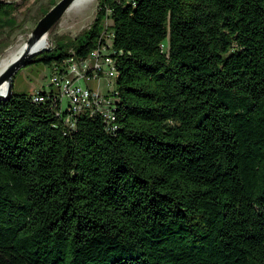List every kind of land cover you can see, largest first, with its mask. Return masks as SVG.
I'll return each instance as SVG.
<instances>
[{"label":"trees","instance_id":"obj_1","mask_svg":"<svg viewBox=\"0 0 264 264\" xmlns=\"http://www.w3.org/2000/svg\"><path fill=\"white\" fill-rule=\"evenodd\" d=\"M106 19L112 132L0 101V264H264V0H97L34 62L86 58Z\"/></svg>","mask_w":264,"mask_h":264},{"label":"built area","instance_id":"obj_2","mask_svg":"<svg viewBox=\"0 0 264 264\" xmlns=\"http://www.w3.org/2000/svg\"><path fill=\"white\" fill-rule=\"evenodd\" d=\"M108 19H106V22ZM112 31L103 30L99 44L86 58H79L74 51L59 63L50 66L49 92L45 95L38 92L31 97L34 103L50 101L56 115L64 119L65 124L72 128L74 118L79 115L109 116L106 130L112 132V105L115 93L111 60L115 59L116 51L111 48ZM105 79L107 92H100L101 81ZM97 83V88L90 84ZM66 100V105L63 103Z\"/></svg>","mask_w":264,"mask_h":264},{"label":"rangeland","instance_id":"obj_3","mask_svg":"<svg viewBox=\"0 0 264 264\" xmlns=\"http://www.w3.org/2000/svg\"><path fill=\"white\" fill-rule=\"evenodd\" d=\"M60 0H0L15 4L16 11L11 15L10 27L0 29V62L6 58L10 52L18 48L25 42L38 21L54 7ZM97 11V1L94 4L85 3L81 6L67 11L61 20L54 26L48 35L47 48L55 47L56 41L61 46L78 37L92 24ZM104 30L112 31V22L108 20L103 23ZM50 54V53H48ZM53 54H56L54 52ZM52 55V54H50ZM34 58L26 66L21 68L13 78L12 92L26 96L36 95L38 92H49L50 66L43 62H34ZM106 80L100 84V92L105 95ZM92 88H97V83L90 84ZM63 105H66V100Z\"/></svg>","mask_w":264,"mask_h":264},{"label":"water","instance_id":"obj_4","mask_svg":"<svg viewBox=\"0 0 264 264\" xmlns=\"http://www.w3.org/2000/svg\"><path fill=\"white\" fill-rule=\"evenodd\" d=\"M76 0H60L50 9L36 24L35 28L29 35L23 50L15 57L6 67L0 71V101H5L12 96L14 75L24 66L31 62L37 55L49 52L50 47L36 49L38 43L48 37L49 32L61 20L64 14L70 9ZM6 86V93L3 94L1 89Z\"/></svg>","mask_w":264,"mask_h":264},{"label":"bare ground","instance_id":"obj_5","mask_svg":"<svg viewBox=\"0 0 264 264\" xmlns=\"http://www.w3.org/2000/svg\"><path fill=\"white\" fill-rule=\"evenodd\" d=\"M97 0H76L73 5L70 7V10H73L74 8L78 7V6H81L85 3H88V4H94ZM112 39H113V33H112V38H111V48H112ZM25 42H22L18 48H16L15 50H13L12 52L9 53V55L4 58L1 62H0V71L6 67L15 57H17L23 50H25ZM48 45V37H45L44 39H42L38 45L36 46V49H42V48H45L47 47ZM111 69L113 70V85H114V93H116L115 91V81H116V78H117V67H116V60H111ZM1 92L3 94L6 93V86L4 85L1 89ZM115 98H114V103L112 105V119L114 121V109H115ZM102 118L105 120L106 123H109V116H102Z\"/></svg>","mask_w":264,"mask_h":264},{"label":"crops","instance_id":"obj_6","mask_svg":"<svg viewBox=\"0 0 264 264\" xmlns=\"http://www.w3.org/2000/svg\"><path fill=\"white\" fill-rule=\"evenodd\" d=\"M6 3H9V2H6Z\"/></svg>","mask_w":264,"mask_h":264}]
</instances>
